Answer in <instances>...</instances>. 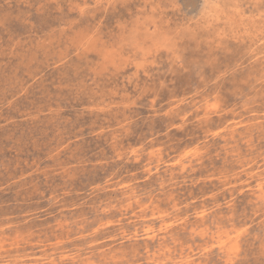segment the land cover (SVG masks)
<instances>
[{
    "label": "rangeland",
    "instance_id": "obj_1",
    "mask_svg": "<svg viewBox=\"0 0 264 264\" xmlns=\"http://www.w3.org/2000/svg\"><path fill=\"white\" fill-rule=\"evenodd\" d=\"M263 45L264 0H0V264H264Z\"/></svg>",
    "mask_w": 264,
    "mask_h": 264
},
{
    "label": "bare ground",
    "instance_id": "obj_2",
    "mask_svg": "<svg viewBox=\"0 0 264 264\" xmlns=\"http://www.w3.org/2000/svg\"><path fill=\"white\" fill-rule=\"evenodd\" d=\"M249 4H250V3H249ZM222 5H223V4H222ZM256 5H257V4H256ZM247 6H248V5H247ZM250 6H251V5H250ZM222 8H223V7H222ZM236 8H237V7H236ZM218 9H219V8H218ZM219 11H220V10H219ZM211 12H212V11H211ZM238 14H240V13L238 12ZM248 16H249V15H248ZM213 18H214V17H213ZM225 18H226V16H225ZM227 19H228V18H227ZM227 19H226V20H227ZM229 21H230V20H229ZM229 21H228V22H229ZM242 25H243V24H242ZM248 36H249V35H248ZM240 37H241V36H240ZM244 38H245V37H244ZM246 38H247V37H246ZM246 38H245V39H246ZM251 38H252V37H251ZM258 38L260 39L261 37H258ZM245 39H244V40H245ZM254 39H255V38H254ZM241 40H242V39H241ZM246 40H247V39H246ZM246 40H245V41H246ZM249 40H250V38H249ZM242 41H243V40H242ZM258 41H259V40H258ZM239 42H240V41H239ZM242 43H244V42H242ZM246 44H247V43H246ZM248 44H249V43H248ZM243 45H244V44H243ZM256 45H257V44H256ZM256 45H255V46H256ZM263 46H264V45H263ZM263 46H262V48H263ZM253 48H254V47H253ZM255 48H256V47H255ZM262 48H261V49H262ZM249 49H250V48H249ZM246 50H247V49H246ZM252 51H253V50H252ZM247 53H248V52H247ZM254 53H256V52H254ZM257 53H258V52H257ZM260 53H261V52H260ZM260 53H259V54H260ZM249 54H250V53H249ZM256 56H257V55H256ZM260 56H261V55H260ZM262 56H263V55H262ZM257 57H258V56H257ZM257 57H256V58H257ZM256 58H255V59H256ZM261 59H263V58L261 57V58H260V61H262ZM258 60H259V59H258ZM254 62H255V60H254ZM260 66H261V65H260ZM258 67H259V66H258ZM263 73H264V71H263ZM206 109H207V108H206ZM244 109H245V108H244ZM203 111H204V110H203ZM213 112H214V111H213ZM232 125H233V124H232ZM232 125H231V126H232ZM157 150H158V149H157ZM190 152H191V151H190ZM158 156H159V155H158ZM242 158H243V157H242ZM209 161H210V160H209ZM243 162H244V161H243ZM236 164H237V162H236ZM147 172H148V171H147ZM234 174H235V173H234ZM232 176H233V175H232ZM222 177H223V176H222ZM212 178H213V177H212ZM175 183H176V182H175ZM258 187H259V186H258ZM259 189H260V188H259ZM262 190H263V189H262ZM257 197H258V196H257ZM137 207H138V206H137ZM139 209H140V208H139ZM141 209H142V208H141ZM124 210H125V209H124ZM106 211H107V210H106ZM143 212H144V211H143ZM200 216H201V215H200ZM199 218H200V217H199ZM115 223H116V222H115ZM183 224H184V223H183ZM165 225H166V224H165ZM182 226H184V225H182ZM128 228H129V227H128ZM163 229H164V228H163ZM241 229H242V228H241ZM150 230H152V229H150ZM224 230H225V229H224ZM242 230H243V229H242ZM146 231H147V230H146ZM146 231H145V232H146ZM162 234H163V233H162ZM162 236H163V235H162ZM152 237H153V236H152ZM167 237H168V236H167ZM204 237H205V236H204ZM153 238H154V237H153ZM157 239H158V238H157ZM147 240H148V239H147ZM152 240H153V239H152ZM154 241H155V240H154ZM154 241H153V242H154ZM162 241H163V240H162ZM164 241H165V240H164ZM234 243H235V242H234ZM160 244H161V242H160ZM161 245H162V244H161ZM220 245H221V244H220ZM234 245H235V244H234ZM90 246H91V245H90ZM183 246H184V245H183ZM156 247H157V246H156ZM165 249H167V248H165ZM181 249H182V248H181ZM140 250H141V249H140ZM145 250H146V249H145ZM154 250H156V249H154ZM154 250H153V251H154ZM184 250H185V249H184ZM188 250H189V249H188ZM149 251H150V250H149ZM164 252H165V251H164ZM166 252H167V251H166ZM169 252H170V251H169ZM172 252H173V251H172ZM189 254H190V253H189ZM243 254H244V253H243ZM145 255H146V254H145ZM152 255H153V254H152ZM177 255H178V254H177ZM150 256H151V255H150ZM157 256H158V255H157ZM157 256H156V259H157ZM160 256H161V255H160ZM171 256H172V254H171ZM173 256H174V255H173ZM151 257H153V256H151ZM154 257H155V255H154ZM175 257H176V256H175ZM171 258H172V257H171ZM185 258H186V256H185ZM161 259H162V258H161ZM172 259H173V258H172ZM172 259H170V260H172ZM182 259H183V258H182ZM159 260H160V259H159ZM162 260H163V259H162ZM166 260H167V259H166ZM168 260H169V259H168ZM168 260H167V261H168ZM175 260H176V259H175ZM177 260H178V259H177ZM56 261H57V260H56ZM183 262H184V261H183ZM153 263H154V262H153ZM179 263H180V262H179ZM188 263H189V262H188Z\"/></svg>",
    "mask_w": 264,
    "mask_h": 264
}]
</instances>
